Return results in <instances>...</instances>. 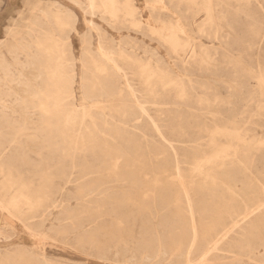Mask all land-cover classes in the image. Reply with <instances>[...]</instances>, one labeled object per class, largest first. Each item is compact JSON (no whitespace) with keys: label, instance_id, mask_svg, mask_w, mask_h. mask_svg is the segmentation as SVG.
Masks as SVG:
<instances>
[{"label":"bare ground","instance_id":"1","mask_svg":"<svg viewBox=\"0 0 264 264\" xmlns=\"http://www.w3.org/2000/svg\"><path fill=\"white\" fill-rule=\"evenodd\" d=\"M84 3V15L120 35L85 17L99 44L79 62L76 16L61 7L7 25L0 39V209L44 239L73 235L103 259L111 243L134 238L138 251H169L182 264H264V135L251 134L264 119V0H145L148 17L137 0ZM192 101L211 119L195 134L163 114ZM125 186L121 198L108 194ZM132 203L136 218L125 209ZM146 210L151 222L137 218ZM108 216L114 223L102 226ZM51 221L67 225L47 229ZM0 264L59 263L0 250Z\"/></svg>","mask_w":264,"mask_h":264},{"label":"rangeland","instance_id":"2","mask_svg":"<svg viewBox=\"0 0 264 264\" xmlns=\"http://www.w3.org/2000/svg\"><path fill=\"white\" fill-rule=\"evenodd\" d=\"M78 1L81 3V5L77 4ZM137 4L143 10V15L145 17H148L150 15V12L145 8V0H137ZM55 6H57L58 8L61 7L62 9H66V11H70L76 16L75 30L72 32L71 50L74 57L77 58L78 62L79 59L83 56L84 48H89L95 52V49L99 44L96 32L89 31V26L87 22H85V17L93 20L100 27L105 29L108 33L107 35L109 36V38L120 35L117 29L111 28L107 24V22H104V20H102L99 16L93 17L90 14L84 15V11L82 9L85 7L84 0H0V39L5 37V30L7 25H14L13 23H16L14 27H22L26 22H28L30 18H33L34 15L39 14L41 10L48 11L50 10V8H53ZM122 33L126 36L129 32H127V29H123ZM132 35L136 43L144 46L148 50H152L157 46L156 41L151 40L147 35H143L140 33H133ZM83 36L87 37V43H83ZM7 50H9L10 52L9 47ZM9 52L7 58L9 59L10 63L13 64V68L17 69L16 72L20 69L23 79H31L33 76L31 71L28 68H23L20 63L16 64L12 53ZM163 53L165 52L163 51ZM21 59L23 60L24 56H21ZM78 72L82 74L83 71L82 69H78ZM13 85V89L18 90V92L23 94L22 86L16 84ZM219 92L224 96L227 94V89L225 87H221L219 89ZM80 96L81 93L77 86V98H80ZM191 105L193 106L192 108L184 105L171 107L166 109L163 114L164 116H166V120L169 121H175L179 118H183L186 123L191 125L190 132L195 134L198 130L196 125L199 122L210 124L211 119H205L202 115L199 114V112L197 111V105L194 101H192ZM133 110L134 108L133 106H131L129 108V111L133 112ZM251 134L255 136L264 135V119H260L259 123L253 126ZM28 153L32 159H38L37 153L34 150L30 149ZM182 154L187 157H192L194 154H197V151L194 148H183ZM84 156V154H81V158H84ZM154 162V165H157L156 163L162 162V159H160V161L159 159L155 160ZM170 163H175L172 158ZM262 167L263 166L261 165L260 168ZM183 168L185 171H187L188 165L183 164ZM97 179L98 177L96 176L95 181H97ZM115 188L109 190L108 194L117 195L118 198H121L125 195V193L129 191V188L126 186ZM169 189L170 191L168 192H174V188L171 187ZM103 196H101V198L106 197ZM110 203L111 202L108 203V207L110 206ZM134 204L135 203L129 204L125 209L128 214L130 213L132 214L133 218H136V215L138 213V206L137 204ZM73 207H78L77 201L73 203ZM140 214L141 216L139 215L137 218H139L140 220L149 219L151 222V215L148 210L143 211ZM132 222L134 221L132 220ZM39 223L40 221H37L35 222V225H39ZM66 223V221L61 223H54V221H51L46 222L45 224L47 229H50L52 227L64 226ZM113 223L114 222L112 221L111 217L108 216L102 221L101 225L110 226ZM56 238L57 239L55 241L53 238H42L37 232L30 230L28 223L25 224L0 209V250L3 253L25 251L26 253L31 254V256H37L44 252L47 253V256L49 257V260L51 262L59 264H134V261L143 259L148 264L183 263L182 258L171 256L169 251H166L165 253L160 255H156L155 253L150 252L143 253L142 251H138L136 248H134V238L133 240L130 239L127 245L124 244L125 246L122 245V247H119L117 249L114 243H111V250L108 254L107 259L99 258L98 256H96L95 249L89 245L83 247L80 246L73 235H70L67 238ZM218 257H216L215 259L216 263L220 261ZM225 260L227 261L228 259ZM242 264L251 263L246 262Z\"/></svg>","mask_w":264,"mask_h":264}]
</instances>
